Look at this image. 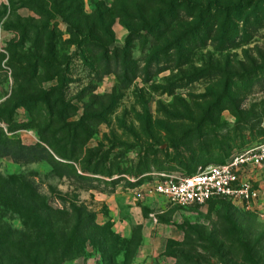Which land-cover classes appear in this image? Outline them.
<instances>
[{
    "label": "rangeland",
    "instance_id": "374dc122",
    "mask_svg": "<svg viewBox=\"0 0 264 264\" xmlns=\"http://www.w3.org/2000/svg\"><path fill=\"white\" fill-rule=\"evenodd\" d=\"M33 1L47 5L45 18L29 0H0V108L32 91L15 83L32 46L20 45V29L49 23L66 56L61 123L45 126L28 106L11 131L0 123V264H131L142 253L140 210L182 233L155 264H264V192L255 210L225 199L178 207L147 192L159 172L193 173L264 141V0ZM238 3L241 19L230 17L226 35L223 8ZM54 74L34 87L61 86ZM78 124L75 161L43 141ZM178 151L194 153L193 164L180 165ZM137 166L146 172L136 176Z\"/></svg>",
    "mask_w": 264,
    "mask_h": 264
},
{
    "label": "trees",
    "instance_id": "16d2710c",
    "mask_svg": "<svg viewBox=\"0 0 264 264\" xmlns=\"http://www.w3.org/2000/svg\"><path fill=\"white\" fill-rule=\"evenodd\" d=\"M58 0H52L53 8L58 6L57 3ZM30 5L34 10H37L39 12V16L46 17V14L48 13L47 5L46 7L39 5L37 1L29 0ZM240 3L234 6H226L223 9L225 10L226 14V20L222 23L223 25V32L227 35V33H232V29L230 27H227V23L230 20V17H234L237 20L241 19V12L239 11ZM49 16V15H48ZM253 17L257 18L256 14H253ZM240 18V19H239ZM161 18L158 17L154 22L159 23ZM257 20V19H256ZM234 23V22H233ZM22 35L20 37V45H23L25 42L28 41V43H31V47L28 50V54L24 58H19L17 60V65L21 64V67H18L16 72L14 73L15 77V83L18 84V87H23L25 85L32 86L31 93H28V95H25L22 93L19 95V97L8 107L1 109L0 108V123L7 125L8 128H10L8 131L12 130L11 124L14 123V115L16 109L19 107H25L27 109L28 106V112L38 111L41 113L40 115L35 114L34 118L36 117L43 119V124H48V127L50 128L52 124V120H56V123H61V113H55V109L57 107V104L59 103L61 99V92H62V85H63V72L64 69H61L64 62L66 61V56L63 57V55L59 59L58 52L56 49L55 44V36H54V30L50 28L49 23L48 24H31V22H28V30L27 28L20 29ZM226 32V33H225ZM86 40V45L94 46L96 44H99V41L95 38L90 37L89 35L84 36ZM18 43V44H19ZM84 44V43H82ZM33 48V49H31ZM178 50V59H182V54L184 51V47H177ZM3 53L0 51V64L3 60ZM84 57V54H83ZM22 63H26L25 67H22ZM40 68H42L40 70ZM49 70H55L56 75L54 74L51 79H54L57 77L59 80L61 86H57L54 88H51L49 90H39L35 88V84H38L40 81H42L44 73ZM44 72V73H43ZM219 72V71H217ZM50 78V77H49ZM48 79L47 77L45 78ZM30 88V89H31ZM53 101V102H52ZM46 118V119H45ZM46 128V127H44ZM49 128L47 130H49ZM80 128L81 133L84 132L82 129V126L80 124L75 127V132L68 131L65 135V137L57 140H52L51 137L49 138H43V141L49 145V147L57 154L60 158L66 159V160H76V154L75 149L73 146L78 145L80 135L83 136V134H79L77 131ZM57 131L54 132L53 136H56L61 129V126H58L55 128ZM2 132V127H0V133ZM3 139H6V136L3 137ZM61 140H66L67 147H64L61 149L59 147V142ZM0 141H2L1 134H0ZM4 141L3 143H5ZM264 143V141L253 143V144H260ZM252 145V144H251ZM246 148V147H245ZM244 149V148H243ZM108 158L107 155H103ZM195 157L194 153H183L182 151H178L176 153L175 158L180 162V165L183 166H190L193 164V158ZM227 159V158H226ZM225 159V160H226ZM224 160V161H225ZM223 161V162H224ZM147 168L139 167L134 170L136 173V176L146 172ZM87 171L86 169L84 170ZM106 171V170H105ZM92 173L94 174H103L104 172H98L97 168ZM107 175L110 177H113L114 172L106 171ZM192 173V172H191ZM188 173V174H191ZM80 179L83 180H99V177L94 176H88L85 174H79L78 176ZM108 182V181H106ZM116 182V179L113 177L112 181H110L108 186H112V183ZM112 188V187H111ZM113 189V188H112ZM214 200V199H213ZM211 201V200H210ZM73 235L69 237V239H72ZM247 249V246H245ZM247 255L249 260L255 262V258L252 256L250 249H247ZM254 264H257L256 262Z\"/></svg>",
    "mask_w": 264,
    "mask_h": 264
},
{
    "label": "built area",
    "instance_id": "2783aa9c",
    "mask_svg": "<svg viewBox=\"0 0 264 264\" xmlns=\"http://www.w3.org/2000/svg\"><path fill=\"white\" fill-rule=\"evenodd\" d=\"M147 192L178 207L225 199L246 210L258 209L264 192V143L249 145L224 162L200 166L191 174L159 172Z\"/></svg>",
    "mask_w": 264,
    "mask_h": 264
},
{
    "label": "crops",
    "instance_id": "0c3cea01",
    "mask_svg": "<svg viewBox=\"0 0 264 264\" xmlns=\"http://www.w3.org/2000/svg\"><path fill=\"white\" fill-rule=\"evenodd\" d=\"M134 223L138 224L141 229L140 247L142 253L131 264H155L156 257L160 254L164 255L171 245L182 240V233L177 225H168L167 221L161 218H150L148 215H144L141 210L140 217L136 218ZM125 224H120L117 229L122 235L127 233Z\"/></svg>",
    "mask_w": 264,
    "mask_h": 264
}]
</instances>
